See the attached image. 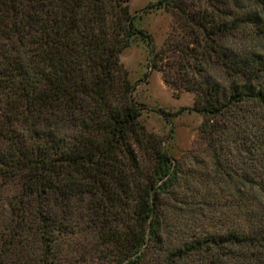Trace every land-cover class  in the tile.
Returning a JSON list of instances; mask_svg holds the SVG:
<instances>
[{"label": "trees", "instance_id": "1", "mask_svg": "<svg viewBox=\"0 0 264 264\" xmlns=\"http://www.w3.org/2000/svg\"><path fill=\"white\" fill-rule=\"evenodd\" d=\"M210 1L149 4L174 20L156 51L129 0H0V264H264V156L242 174L218 162L239 135L264 152L261 117L241 128L237 112H264V54L240 28L264 0ZM138 38L164 85L193 95L218 178L198 183L141 123L120 61Z\"/></svg>", "mask_w": 264, "mask_h": 264}, {"label": "rangeland", "instance_id": "2", "mask_svg": "<svg viewBox=\"0 0 264 264\" xmlns=\"http://www.w3.org/2000/svg\"><path fill=\"white\" fill-rule=\"evenodd\" d=\"M157 1L129 0L130 11L135 16L136 27L144 29L151 35L153 47L156 51L163 47L174 23L170 11L164 9L148 10L149 4H154ZM240 1L245 5L240 12L253 10V4L251 5L249 0ZM185 2L187 4L186 8L191 11L205 9L210 4H213L210 0H185ZM257 12H259L260 20L257 22L247 20L240 24L241 35L243 37L242 40L248 47H255L264 54V17L260 11ZM120 61L128 71L130 81L135 84L133 92L135 100L143 104L142 114L139 119L147 131L164 138V148L167 153L175 161L179 162L185 170L194 173L198 183L204 182L202 181L205 177L204 171H208L215 179L218 178L213 169L215 160L211 156V147L208 146L207 141L202 139L199 133L203 117L196 112L189 111V108L193 106V95L182 92L176 96L172 90L164 85L161 72L151 66L148 46L139 38L122 51ZM217 72L216 78L222 84H225L227 75L222 71ZM237 112L240 115L241 128L247 125L248 120L254 121L256 116H260L262 118H260V121L264 122V112L260 111L253 102H248ZM219 121L223 125L227 120L226 117H223ZM237 132L239 131L237 130ZM233 144L235 148L233 152H226L225 148H223L225 151L222 152L223 154L220 155V160L218 161L222 164L220 171L228 166L227 170L242 174L248 172L250 166L252 168L262 167L261 157L264 156L262 147L257 148L258 157H252L247 150L252 144L248 142L245 136L239 135ZM214 177L210 178L213 179ZM203 185V188H223L225 190L230 187L229 183L215 181H209L203 183ZM237 186L243 187L240 183ZM221 200L223 203L225 200H229L228 195L224 194ZM226 203L224 210L229 209L228 202ZM218 220L224 222L232 219L224 215H216L213 221Z\"/></svg>", "mask_w": 264, "mask_h": 264}]
</instances>
